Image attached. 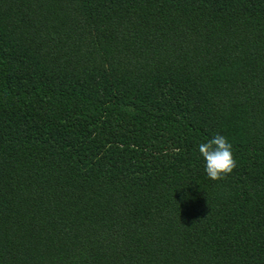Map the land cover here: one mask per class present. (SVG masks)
I'll use <instances>...</instances> for the list:
<instances>
[{
	"label": "trees",
	"instance_id": "1",
	"mask_svg": "<svg viewBox=\"0 0 264 264\" xmlns=\"http://www.w3.org/2000/svg\"><path fill=\"white\" fill-rule=\"evenodd\" d=\"M0 264H264V0H0Z\"/></svg>",
	"mask_w": 264,
	"mask_h": 264
},
{
	"label": "clouds",
	"instance_id": "2",
	"mask_svg": "<svg viewBox=\"0 0 264 264\" xmlns=\"http://www.w3.org/2000/svg\"><path fill=\"white\" fill-rule=\"evenodd\" d=\"M198 151L204 160V170L212 180L222 179L232 172L236 161L232 155V145L222 134L217 133L206 142L198 145Z\"/></svg>",
	"mask_w": 264,
	"mask_h": 264
}]
</instances>
